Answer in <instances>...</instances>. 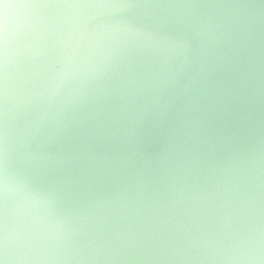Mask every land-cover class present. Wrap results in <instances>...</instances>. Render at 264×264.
Segmentation results:
<instances>
[{"label":"clouds","instance_id":"clouds-1","mask_svg":"<svg viewBox=\"0 0 264 264\" xmlns=\"http://www.w3.org/2000/svg\"><path fill=\"white\" fill-rule=\"evenodd\" d=\"M10 7L0 264H264V5Z\"/></svg>","mask_w":264,"mask_h":264},{"label":"water","instance_id":"water-1","mask_svg":"<svg viewBox=\"0 0 264 264\" xmlns=\"http://www.w3.org/2000/svg\"><path fill=\"white\" fill-rule=\"evenodd\" d=\"M32 0H7L8 5H10V12L22 11V5L31 3ZM175 2H198V3H234V4H254V5H264V0H175ZM4 18V5H0V27H2Z\"/></svg>","mask_w":264,"mask_h":264},{"label":"snow or ice","instance_id":"snow-or-ice-1","mask_svg":"<svg viewBox=\"0 0 264 264\" xmlns=\"http://www.w3.org/2000/svg\"><path fill=\"white\" fill-rule=\"evenodd\" d=\"M7 3V0H0V5H4Z\"/></svg>","mask_w":264,"mask_h":264}]
</instances>
